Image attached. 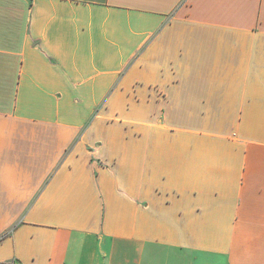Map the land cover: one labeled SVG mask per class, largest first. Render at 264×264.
Here are the masks:
<instances>
[{
	"label": "crops",
	"instance_id": "crops-1",
	"mask_svg": "<svg viewBox=\"0 0 264 264\" xmlns=\"http://www.w3.org/2000/svg\"><path fill=\"white\" fill-rule=\"evenodd\" d=\"M0 264H264V0H0Z\"/></svg>",
	"mask_w": 264,
	"mask_h": 264
}]
</instances>
